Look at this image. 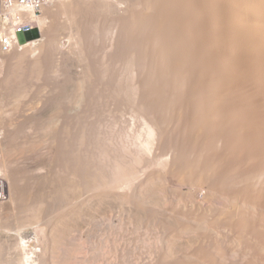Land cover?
<instances>
[{
    "label": "bare ground",
    "instance_id": "6f19581e",
    "mask_svg": "<svg viewBox=\"0 0 264 264\" xmlns=\"http://www.w3.org/2000/svg\"><path fill=\"white\" fill-rule=\"evenodd\" d=\"M55 3H59L61 8L47 14L49 22L46 29L40 31L45 37L42 44L28 40L22 46L16 37H12L13 32H9V27L2 30L7 23L12 29L22 23L32 25L33 31L37 26L44 27L39 14ZM4 10L5 13L0 15V36L5 34L1 39L6 38L13 47L11 52L3 51L0 44V52H9L8 60L0 64V264H72L73 253L80 254V250L71 244L74 251L71 246L70 250L64 247V252L55 256L74 231L72 226L71 232L64 235L66 230L64 233L60 231L64 227L58 230L63 224L59 220L72 221L84 203L79 201L77 207L75 205L78 203H66L68 205L58 211L59 217L55 216V220L59 218L60 225L54 227L53 224H57L53 223L51 209L52 200H55L53 192L37 185L47 182V178H43L45 181L42 183H35L38 178L51 175L54 156L61 155L59 149L54 152L58 131H55L53 118L57 106L54 104L56 85L51 75L52 33L68 25L83 31L85 35L81 34L84 37H91L92 32H99L98 29L108 25L109 30L106 28V31H110L114 38V48L104 58L112 60L111 65L113 61L114 65L124 63V69H128L132 76L128 86L117 81L113 92H105L106 95L110 92L111 96L113 93V101L110 100L117 117L114 113L116 119L111 125L112 129H119L117 138L121 139L117 140V150L109 148L106 141L114 132L108 129L95 143L102 152L104 163L110 164L108 173L105 166L91 172L83 159L67 155L71 159L70 166L80 180L82 194L91 191L95 196L92 193L89 195L97 201L110 189L115 191L125 186L128 190L141 172L130 162L133 159L137 163V156L129 144H134L135 139V146H149L152 137L157 135L159 156L167 152L172 154L170 167L167 166L169 175L176 178L183 176L191 184L206 181L219 193H227L233 199L243 198L245 204L239 210L240 216L236 214L237 211H229L225 215L219 212L224 216L218 214L212 217L208 223L210 226L206 227L207 230L210 227L219 229L222 224H219L220 217L223 224L238 230L239 240L246 239L243 240L245 249L242 248L252 253L247 264H264V0H55L42 6L37 5L36 0H30L29 5L14 6L12 3L8 10ZM21 10L24 16L16 13ZM61 14L74 16V24H62ZM99 21L104 22L100 28ZM14 48H30L32 57L19 55ZM92 49L89 48L90 51ZM97 50L95 52L99 53ZM35 52L37 54L34 55ZM95 63V69L90 65L93 71L99 68ZM104 65L102 72L111 67ZM111 79L106 80L110 85ZM82 87L81 84L74 85L68 97V103L72 102L69 105H79L78 99L82 97L79 90ZM87 90L84 95L89 93L90 90ZM100 92L104 94V91ZM84 99L87 101V98ZM93 101L96 100L93 98ZM106 104L112 106L109 102ZM165 127H172L178 135L168 132ZM119 133L129 140L123 139ZM143 182L140 181L138 185L142 186ZM133 192L127 194L135 195L136 192ZM129 195L128 198L132 197ZM137 198H130V201L135 204ZM138 201L135 205L140 208L142 202ZM153 210L149 218H154L156 212ZM205 220L202 218L199 221L203 229ZM71 221L68 220V223ZM65 222L63 225L68 224ZM41 234L46 237L48 246H44L47 249L41 245ZM204 248L195 250V257L215 261L212 255L216 247L210 250ZM77 257L75 261L80 259Z\"/></svg>",
    "mask_w": 264,
    "mask_h": 264
},
{
    "label": "rangeland",
    "instance_id": "374dc122",
    "mask_svg": "<svg viewBox=\"0 0 264 264\" xmlns=\"http://www.w3.org/2000/svg\"><path fill=\"white\" fill-rule=\"evenodd\" d=\"M59 6H60L59 3H55L54 5L43 9L41 11V14H39L45 23V26L42 27L43 29L37 26L35 30L32 33H30L28 36L24 35L23 33L17 34V41L19 42V44H25L28 40L36 41V42L38 41L37 43L42 44L43 43L42 41L44 40L45 37L43 35V32L40 31L45 30L46 29L45 27L49 22V18L47 19L48 17L47 14L48 13L52 14V12H55L56 10L59 11L61 8ZM69 16H71V14H61L60 22L62 24H67L68 22H69L68 24H70V22L72 23L75 22L76 18H72L74 16L71 17ZM101 22L99 21L100 24L98 28H100L104 23L103 21ZM107 26L108 25L102 26L104 28L98 29L99 32L96 30L95 32H92L93 34H91V37L90 36L84 37L85 35L84 32L77 31V29L75 28L76 26L74 27V25L71 26L68 25V27L65 29H61V28L56 29V31L52 33L53 63H52L51 75H52L53 83H55L56 85L54 86V91H56L54 92L55 93L54 104L55 106H57L55 107L56 111L53 114V118L55 121V131H58L56 132L57 145L55 144L54 152H58L59 149L60 150L59 153L61 155L60 157L57 156L58 154L54 156V160H53L54 162L52 163V167H51L52 170H50L51 175L49 174L47 177L44 176L42 177V179L40 177L37 180H35V183H42V181L43 182L45 181V179L43 178H47V182L45 181L44 183L37 185H40L41 187L44 186L46 190L49 189L50 191L53 192V196H54L53 199L55 200H52L51 209L53 211V217H54L53 223L57 224V225L53 224L54 227L60 225L59 222L64 224V222L67 220L64 219V222L63 220H59L58 222L59 218L55 220L57 216L59 217L58 211L62 207L65 208V206L68 204L75 205L78 203L77 205H75L77 207L79 206L80 202L85 204V206L83 204L82 207H79L78 214L76 216H73L76 219H73L72 217V221L71 219H68L71 221V223L69 222L70 224L68 223L67 220L66 222L68 224L66 225L61 224L63 226L60 225L58 227L59 229L57 228L58 230H60L61 229L60 227H64L65 229L62 228L60 231L64 233V231L66 230L64 235L67 236V233L69 234V232H71V229L74 227L73 228L74 231L72 230L74 234L73 232L70 233L71 237L70 235H68L69 237L66 238L63 235V237H65L67 240L69 239L70 240L67 241L64 238L65 241H67L66 245H62L61 246L62 248L60 247V249L62 250L64 247L65 248L68 247V249L70 250L69 247L72 244L73 246L74 245L76 246V247L74 246L75 249L78 248L77 250H80L79 255H77L78 252L76 253L77 251L76 250L75 251L76 254L73 253L74 256L73 255H72L73 257L71 256L72 258H74L72 259V264H77L78 262H79L78 264L80 263L81 264L83 263L84 264H183V263L184 264H215V263L247 264L248 263L247 259H249V256H252V253L251 251L247 252V250H244L245 244L243 240L246 239L240 238L239 240V237L237 236L238 235L237 229L231 226H227L225 223L223 224L222 219L219 217L220 219L219 224L222 223L224 226L220 224L219 226L221 227H219V229L218 228L216 229L217 232L215 229L213 230L211 227L210 229L208 228L207 230V227L210 226L209 225L210 221H212L211 219H213L214 216L217 217L218 214L220 216H224L227 212L229 213V211L232 213L237 211L236 214L240 216L241 213L239 210H242L245 204L243 198L241 197L242 198L241 199L237 197L233 199L230 198V195H228L227 193H223V192L219 193L216 189H213L210 183L206 181L199 182V184L197 183L191 184L187 182L183 176L176 178L175 176L169 175L167 171H169V167L172 160L171 159L172 154L170 152L169 154L166 151L167 152L166 155L164 154L162 157L159 156V153L161 152H159L158 150L159 145L157 143V135H154L152 137L150 143L148 144L149 146L146 145L147 148L146 146L142 147L139 144L135 146V142H136L134 141L135 139L133 140L134 144L132 145L129 144L131 146L129 148L132 151H135L133 153L137 156L136 158L138 164L134 162L133 159H131L130 162L133 166L139 167L141 172H139L137 180L135 179L132 181L133 184H131V186L128 187V190L125 186L115 191L110 189V191H106L104 194H102L97 201L93 199L92 195L94 194L91 191H86L87 193L83 192L82 194V190H81L82 188L80 187L81 186L80 180L77 178L76 171L70 166L71 159L67 155L69 154L70 156L73 157H79L81 158V160L83 159L82 160L83 163L88 164L89 169L91 168L90 169L91 172H94L96 169L105 166L108 173V165L110 164L108 163L106 165V163H104L105 162L103 161L104 158L103 156H101L102 152L95 143L97 140L99 141L100 137L103 134H105L108 129L109 130L112 129L113 126L111 124L113 123V121H115L117 117V111L115 112L116 109L113 111L115 106H113L114 104H111L113 103L112 102L113 100L111 99L113 97V93L111 96L110 92H113V90H115L116 86L118 85L117 81L119 82V84L122 83L124 86L126 85L128 86L130 84V81H132L131 73H129L128 69L126 71L125 70L126 68L124 69L123 67L124 63L117 62L114 65L113 63L115 61H113L111 65L112 60L111 61L109 59L105 60L108 55L107 53H110V51H112L114 48V46L112 45L114 44L113 42L114 38H112L111 33H109L110 31H106L108 29ZM81 33H83L84 35H82ZM108 38H110L109 39L110 41L108 40ZM91 46L92 48L95 47L94 50L91 48ZM38 47L39 49H41L40 46H37V48ZM88 47L92 49L91 50L92 52L89 50ZM95 49L96 50L98 49L97 52L99 53H96ZM14 51L19 55H25L26 57L29 58L32 57L30 55L31 54L30 48H23L22 50H17V48H14ZM9 52H11V50ZM9 52L8 53L0 52V56H1L0 64L8 60ZM35 54H37V52H35L34 55ZM3 58L5 61L3 60ZM87 61L90 63H87ZM92 61H93V65H92ZM94 62H96L98 64L97 66L101 68L100 70L97 67L99 69L98 72H97L98 69L94 71L92 69L94 67L96 68V65L94 66ZM104 62H106L107 65L109 64L108 65L109 67L111 65L110 69L106 68L107 71L108 70L110 71L108 73H105L107 72L105 71L106 69H104L105 71V72L103 71L104 73L102 72L103 70L102 66L104 65ZM100 63L103 65L102 66L99 65ZM87 64L89 65V70H87L88 69ZM90 65L93 67L91 68ZM107 65L105 64L104 66L106 67ZM91 71L93 72V74ZM86 73H88V75L91 76L88 77ZM125 73H127L128 75L127 74L125 75ZM85 74L87 75L88 78L85 77L86 76ZM95 75L97 76L95 77ZM109 76L111 78H114L115 80L113 82L112 81L113 79L110 78L111 82L110 81L109 82L112 83L111 85L108 83V81H106V80H110L109 78L107 79V77ZM114 83L117 85H115ZM77 84H81L85 88L84 87L80 88L79 93L80 94L82 93L81 94L82 97L78 99L79 105H77L76 103L74 104L73 107L69 105L72 104V102L68 103L69 100L68 97L69 95H71L72 93L71 91L73 90L74 85ZM91 84L93 85V87ZM94 85H96L98 88H95ZM102 86H103L102 89L104 90H101ZM86 90L87 91L90 90L88 94L86 93L87 96L84 95ZM107 90L108 91L111 90L110 92H108V95L110 97L106 95ZM100 91H104V94H102V92ZM100 93L102 94L101 96L99 95ZM105 95L109 99H107ZM102 96H103V100H101ZM104 97L106 98V101L102 102L105 100ZM84 98H87V101ZM93 98L96 101H93ZM106 102L107 103L109 102V104L112 106H107L108 104H106ZM103 103L106 105L103 106L104 105ZM59 104L64 109L60 107ZM58 107L61 109L57 110ZM136 127L138 128L137 125ZM114 128L116 129V127ZM113 129L112 131L114 133L110 136L108 135L109 136L108 139L109 140L111 139V141L108 140L106 142L109 148L111 149L113 148L115 151L116 147L117 148L119 147V144L117 145L118 142L117 140L118 139L121 140V139L117 138L118 136L117 133L119 132L118 131L119 129L116 130L114 129L115 131ZM164 129L165 130L167 129L168 132L176 133V136L178 135L177 131L174 130L172 127H165ZM112 131L110 130L109 132ZM123 133L125 134L124 130ZM124 134H122L121 136H123V139H126L127 136H125L124 138ZM127 134L128 132L126 133V135ZM93 145L95 147H93ZM59 146L62 147L59 148ZM120 146L122 147L123 145L120 144ZM144 148H146V150ZM141 149L145 150V152L144 151L142 152ZM147 151L148 153L149 152L150 153L148 154ZM138 153L140 154L138 155ZM141 153L143 154L141 155ZM142 158L143 161L141 160ZM141 164H144L143 170L141 169L143 167V166L141 167ZM140 181L141 182L144 181L142 185L143 187L141 185H138V183L140 184ZM46 183H48L47 186L45 185ZM145 183H150V184H145ZM136 185L138 186V188ZM129 188L131 189L129 190ZM128 192L129 194H131L132 192L133 194L135 192L136 193L135 195H129L127 194ZM91 193L92 195H89ZM119 195L120 196L122 195L124 198L127 195L132 196L130 198H133V200L136 199V197L138 196L137 200H135L134 202L135 204H137L139 202L138 201L139 199L140 203L142 202L141 204L142 206L138 208L137 205L133 203V201L132 202L130 201V198H128V196L124 200ZM91 196H92L91 200H88ZM134 196L136 197L134 198ZM118 199L120 200V202ZM127 199L129 201H127ZM255 207H259V206H255ZM232 208H234V210ZM152 210L156 213L154 218L150 217L151 218L150 219L149 214ZM219 212L224 213V215L223 214L221 215V213ZM81 215L83 216L81 217ZM202 218L206 219L204 221L205 224L203 223V226H205L204 229L202 228V225L199 226L200 224L199 221ZM42 226L44 227L43 224L40 225L41 228H43ZM42 234L41 237L43 238L39 240H41L42 242L41 245L43 244L42 247L45 248L46 246H48V244L46 245V237L42 236ZM43 239H45V241ZM67 243H69L68 246ZM44 244L46 246H44ZM204 246L206 247L204 248ZM169 247L171 249H169ZM201 247H203L204 249L209 248V250L214 249L216 247L215 248L216 250H214V252L216 251L218 255L216 254V252L212 255L213 258L215 257L214 258L215 261L214 260L205 261L203 259H199L195 257L196 256L195 250ZM242 247H244V249ZM61 250L58 249V251L56 252L57 254H55V256L59 254L61 255L65 249L62 250V252ZM71 250L74 251V248H72V246H71ZM77 256L80 259H78V261H75L76 259L75 257ZM259 263L260 262H258V264Z\"/></svg>",
    "mask_w": 264,
    "mask_h": 264
},
{
    "label": "built area",
    "instance_id": "2783aa9c",
    "mask_svg": "<svg viewBox=\"0 0 264 264\" xmlns=\"http://www.w3.org/2000/svg\"><path fill=\"white\" fill-rule=\"evenodd\" d=\"M55 0H36L37 5L42 6L44 4H52L54 3ZM12 3H14V6H17L18 4H30V0H0V15H3L5 13V10H8L9 7H11ZM10 4V5H9ZM19 16L22 15L24 16V13H22V10L20 12H16ZM17 15V19L19 18V16ZM26 20H29V18H26ZM24 19V21H26ZM10 28L9 32H13L12 37L13 38H17V34L19 33H23L24 35L31 33L33 31L32 29V25H29L27 23H22V24H18L12 27L8 26V23L6 24L5 27L2 26V30H5V28ZM5 33V32H3ZM2 36H5V34H3ZM0 36V44H1V48L3 49V51H9L13 46L9 43H7V39L6 38H2ZM28 42H26L25 44H21L22 46H25ZM14 45V44H13Z\"/></svg>",
    "mask_w": 264,
    "mask_h": 264
}]
</instances>
